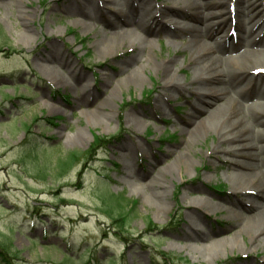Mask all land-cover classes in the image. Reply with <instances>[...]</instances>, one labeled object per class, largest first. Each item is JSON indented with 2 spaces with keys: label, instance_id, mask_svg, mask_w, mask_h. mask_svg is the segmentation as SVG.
I'll list each match as a JSON object with an SVG mask.
<instances>
[{
  "label": "rangeland",
  "instance_id": "1",
  "mask_svg": "<svg viewBox=\"0 0 264 264\" xmlns=\"http://www.w3.org/2000/svg\"><path fill=\"white\" fill-rule=\"evenodd\" d=\"M71 1L0 0V245L15 252V264H264V243L257 247L249 234L237 233L242 221L232 211L244 213L249 204L234 188V157L223 151L227 145L220 158L212 151L218 131L200 129L182 149L192 90L159 100L163 63L175 59V79L187 88L196 74L189 63L197 47L191 35H154L152 59L129 81L122 70L135 52L133 44L120 42L107 51L102 19L86 30L81 17L76 26L79 17L67 7ZM90 1L96 0L82 4ZM153 1L168 14L185 5ZM20 8L31 17L29 27ZM197 11L187 4L190 16L175 18L201 26ZM104 14L112 16L106 8ZM217 40L211 49L215 57L222 55L224 41ZM107 80L113 99L107 97ZM84 82L91 84V104L80 106ZM250 92L246 100L258 101ZM182 150L185 160L178 162ZM61 159L75 161L69 167ZM161 168L172 171L164 180L168 197L154 199L140 183ZM203 192L214 198L206 200L213 208L188 205L201 201ZM115 194H123L124 210H130L122 226L106 212ZM190 216L204 227L206 246L186 241Z\"/></svg>",
  "mask_w": 264,
  "mask_h": 264
},
{
  "label": "bare ground",
  "instance_id": "2",
  "mask_svg": "<svg viewBox=\"0 0 264 264\" xmlns=\"http://www.w3.org/2000/svg\"><path fill=\"white\" fill-rule=\"evenodd\" d=\"M202 1L181 0L180 2L185 5L180 7L175 5L177 10L174 9L169 14L156 7L153 0H96L90 1L88 6L82 4L88 0H72L67 7L74 9L69 15L79 17L73 20L76 26L82 25L81 17L86 19L88 23L83 24L86 30L93 21L102 19L104 27L101 42L107 51L120 42L128 41L133 44L135 52L125 61L122 70V73L126 72L129 81L138 79L139 71L144 70L147 62L152 59L151 53L154 47L149 40L154 35L164 31L176 36H180L178 32L181 34L187 32L191 35L190 42L195 46L197 44V47L193 50L189 63L193 65L196 74L187 88L183 81L175 79L172 69V66L176 65L175 59L163 63L166 78L162 84L163 91L159 94V100L167 97L170 99L177 92L192 90L195 100L188 115L190 118L188 126L184 128L188 139L182 149L192 145V137L199 136L200 129L204 130V134L210 133L213 129L218 131L220 141L218 145L213 146L212 151L218 154L217 158H220L222 144L227 145V150L223 149V151L226 152L227 157H234L230 164L236 171L234 188L238 192L246 193H243V196L248 199L247 204H249L245 206L244 213L232 211L242 221L238 225L237 233L243 236L249 234L258 242L257 247H259L264 243V73L262 72L264 71V1L215 0L213 3L209 0ZM110 4H114L115 8ZM187 4L198 10V20L203 25H183V21L177 20H184L190 16L184 12ZM104 8L112 16H105L107 14H104ZM25 11L24 8H20L21 17L27 16L24 15ZM167 15L171 18L169 21H164L163 18ZM26 20L25 24L29 27L31 17H26ZM31 30L27 28V32ZM137 31H141L143 35L138 36ZM218 37L224 40L220 47L222 55L215 57L211 54V49L213 45L220 44ZM239 47H243V51L237 56L232 55ZM229 52L231 54L227 56ZM52 59L61 58L52 57ZM181 70L182 68H178L177 72ZM111 85L112 81L107 80L104 87L109 91L107 97L113 99ZM194 85L197 86L193 87ZM90 87L91 84L87 82L81 84L82 93L78 99L80 106L91 104L88 98ZM250 91L258 94V101L249 103L246 100ZM236 95L241 99L239 97L236 99ZM161 106L159 103L158 107ZM185 156L182 150L175 160L178 162L182 158L185 160ZM171 173V170L161 168L158 172L155 171L148 181L140 183V186L154 199L168 197V192L165 191L168 185L164 180L172 177ZM199 196L202 197L201 201L193 199L188 205L195 204L203 208L208 206L206 209L215 206L206 201L208 197L214 199L206 192L200 193ZM219 204L216 203L220 206ZM189 219L191 224L185 232L186 241L192 245L206 246L208 239L204 227L192 216Z\"/></svg>",
  "mask_w": 264,
  "mask_h": 264
},
{
  "label": "trees",
  "instance_id": "3",
  "mask_svg": "<svg viewBox=\"0 0 264 264\" xmlns=\"http://www.w3.org/2000/svg\"><path fill=\"white\" fill-rule=\"evenodd\" d=\"M18 85L19 84H17L16 85V87L15 88H17L18 87ZM52 120H54V118H52ZM52 120H47L49 123H53L52 122ZM100 141H101V139H100ZM100 141L98 140V141H95L96 143L95 144H99L100 143ZM74 154V156H75V160L78 158L77 157V154L75 155V153H73ZM38 157H35V159H37ZM64 159H61L60 161L62 162ZM74 160V161H75ZM50 161V160H49ZM74 161L73 162H69V160H66V161H63L62 162V165H67V166H69V167H71L72 165H73V163H74ZM42 164H43V162L41 161L40 162V160H38V162L36 163V165H40V166H42ZM48 164V163H47ZM47 164H46V166H47ZM35 165V166H36ZM37 167V166H36ZM48 167V166H47ZM68 167V168H69ZM49 168V167H48ZM67 168V169H68ZM115 204H113V206H111V205H109V203L110 202H108V210L106 211L107 212V214H109V215H111L112 217H113V219L115 220V222L117 223V224H119L120 223V225L122 226V224L124 223V222H127V220L129 219V214H130V210L128 211V212H126L125 210H124V205H123V201L124 200H126L125 198H124V196H123V194H118V195H116L115 194ZM107 202V201H106ZM127 204L129 205L130 204V206L131 205H133L132 204V201L131 200H129V203L127 202ZM133 207V206H132ZM119 209H121V211L118 213V215H117V217H114L112 214H113V212H114V210H119ZM15 252L14 253H12V251L11 250H9L8 249V247L7 246H4V245H0V264H15L14 262V260H15ZM14 261V262H13ZM61 264H63V263H61Z\"/></svg>",
  "mask_w": 264,
  "mask_h": 264
}]
</instances>
